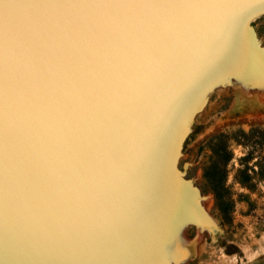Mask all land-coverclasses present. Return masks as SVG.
Returning a JSON list of instances; mask_svg holds the SVG:
<instances>
[{"label": "rangeland", "instance_id": "rangeland-1", "mask_svg": "<svg viewBox=\"0 0 264 264\" xmlns=\"http://www.w3.org/2000/svg\"><path fill=\"white\" fill-rule=\"evenodd\" d=\"M103 1L90 9L113 10ZM190 1L166 59L110 111L121 93L104 89L107 57L61 35L77 30L67 1L0 0V91L34 99L42 152L33 172L0 167V264H264V0ZM80 111L83 142L91 117L93 156L108 163L86 205L72 189ZM205 175L226 187L224 219Z\"/></svg>", "mask_w": 264, "mask_h": 264}, {"label": "bare ground", "instance_id": "bare-ground-1", "mask_svg": "<svg viewBox=\"0 0 264 264\" xmlns=\"http://www.w3.org/2000/svg\"><path fill=\"white\" fill-rule=\"evenodd\" d=\"M66 1H67V4H66L67 9H69L73 13V21H74L75 25L77 26V30L74 31L68 27L66 28V27L60 26V28H61L60 30L62 33L61 35L63 36V38L65 40H67L68 42H70V44L73 46H79V47L81 46V47L91 48L90 49L91 51H92V49H95V50H98L99 52H101L100 56L103 53V56L105 54V56L107 57V62L104 63V68L102 69V71H103L102 73L107 78L106 81H108V79H109V81L107 84H105L107 88L105 87L104 89L111 91V90H113L114 87L115 88L117 87L119 89L118 92L121 93L120 97L119 96H118V98L114 97L110 100V103H111L110 104L111 110L109 109L110 111H115L117 108H119L122 105V103H121L122 99H123V105L122 106L124 108L125 107L124 102L126 101L128 89H130L135 83H137L143 76L147 75L152 68H154V69L159 68L158 65L161 63V61H164L166 59L165 57H162L163 54L166 53V51H167L165 49L166 48L168 49L169 48L168 44L173 39H175V37L179 36L181 34V32L184 30V27H185L184 21L186 19L185 15H186V11L188 10V8H190V6H188V4L191 2L190 0H106L105 4L108 3L109 6L112 5L113 10L111 9L107 13L101 14V13H97L94 10H91L90 9L91 4L89 2H94L95 4H98L99 2H101V5L104 6L103 0H66ZM58 8H60V7H58ZM32 16H34V15H32ZM41 17L45 18L44 15L40 16V19H41ZM28 18H29V16H28ZM30 18H31V16H30ZM44 18H43V20H44ZM40 19H38V20L40 21ZM66 47L64 49H66ZM57 50H59V49H57ZM78 50L80 51V49H78ZM82 50L84 51V49H82ZM83 51H82V54L84 53ZM49 52H51V51H49ZM52 52H53V50H52ZM71 52H74L73 49ZM45 55L47 56V54H45ZM55 55H57V54H55ZM69 57H71V55ZM161 57L163 60L161 59ZM77 58L75 57V59H77ZM94 58H92V59H94ZM96 58L94 60L98 59V58L97 59ZM71 60H72V57H71ZM78 60L80 61L81 59L78 58ZM94 60H91V61H94ZM88 62H90V61H88ZM70 63H68V64L70 65ZM63 64H64V62H63ZM69 65H68V67H69ZM97 65L98 64H96V66ZM62 67L64 68L63 65H62ZM82 67H84V65ZM67 69H69V68H67ZM70 69L73 70V68H70ZM78 69H80V68H78ZM89 69H90V67H89ZM84 70H85V68H84ZM52 72H54V71H52ZM64 73L68 74V72H64ZM70 73L71 72L69 71V74ZM72 73H73V71H72ZM79 73H82V72L79 71ZM54 75H55V72H54ZM60 76H61V74H60ZM75 76H76V74H75ZM61 77H60V79H61ZM84 77H85V75H84ZM72 79H73V77H72ZM72 81H74V80H72ZM89 81H91V80H89ZM76 82H79V79ZM104 82H105V80H104ZM82 83L80 80L79 85ZM74 84H75V82H74ZM69 87H72V85ZM80 87H82V85L79 86V88ZM101 87H102V85H101ZM81 90H82V88H81ZM86 90H87V88H86ZM108 92H106V93L108 94ZM72 93H73V91H72ZM109 93H111V92H109ZM81 94H83V93L81 92ZM88 95H90V94H88ZM91 96H92V94H91ZM67 97L70 99L69 96H67ZM82 98H84V97H82ZM82 98H80V99H82ZM86 99H88V98H86ZM60 100H61V98H60ZM77 100H79V99H77ZM91 100H89V101H91ZM95 100L96 99H94V102H95ZM105 100H106V97H105ZM105 100H104V103H106ZM32 101H34V99L31 100V98L27 97V96H18L11 101H6L3 92L0 91V167L12 169L15 172H17V171H25V170L32 171L37 166L36 162H37V160L40 159L42 152H41L40 143L38 140V138H40V137L36 131V128H38V127L33 126L32 122H31L32 121L31 120V118H32L31 106L33 105ZM84 101H85V99H84ZM46 103L47 102L45 101V104ZM83 103H85V102H83ZM41 104L44 105V102H42ZM67 104H68V102H67ZM77 104H78V102H77ZM89 104L90 103H88V105ZM100 104H101V102L100 103L95 102L92 105V102H91L92 106H90L88 108V113L100 115V112L102 111V109H100ZM34 105H35V103H34ZM101 105H103V104H101ZM78 106H79V108H81L80 102H79ZM59 107H60V109L62 108L60 105H59ZM86 107L87 106H85L84 108H86ZM121 107H120V109H121ZM65 108H66V106H65ZM123 108L121 110H123ZM54 110H56V109L54 108ZM107 110H108V108H107ZM59 111H61V110H59ZM46 112H49V111L46 110ZM103 113H104V111H103ZM59 114L61 116V113H59ZM59 114L57 113V115H59ZM41 115L42 114L40 113V116ZM48 116H50V115H48ZM55 116L56 115H54V117H53L54 119L56 118ZM58 117L59 116H57V118ZM61 117H64V116H61ZM43 118H45V117H43ZM90 118L91 117H87V119L85 120L87 130L85 132V138H84V142H83L82 130H81V124L83 122V119H82L81 111L79 112L78 118L76 120V122H77V139H76L77 140V150H76V153L73 152V153H75L74 154L75 167L72 170L73 173L75 171L74 180H73L74 181V184H73L74 187L72 188L73 189V195L75 194L77 196V194H78L80 196V191L82 189V194L79 197L80 199H78V200H81L82 198L85 199L83 197L84 196L83 193H84V190H87L86 195H85L86 200L82 201L83 205H86L92 197H95V195H98L99 191H101L104 173H106L105 170H106V167L108 164V163L106 164V162H105L106 158H99V157L94 158V156H93V151H92V148L94 146L93 136L95 133L93 134V132H92V129H91L92 121ZM44 121H45V119H44ZM63 121H64V118H63ZM63 124H64V122H63ZM58 125L60 127H62L60 124H58ZM40 127H41V125H40ZM40 130H43V128ZM57 130H58V132H60L59 129H57ZM63 133H65V132H63ZM53 138H56V137H53ZM55 140H57V139H55ZM58 151L61 153L60 150H58ZM64 154H65V152H64ZM62 156H64V155H62ZM62 156H61V159L64 160V158ZM67 156L69 157V155H67ZM70 157H72V156H70ZM68 169L65 170L64 167H61L59 169V171L56 173L57 179H59L60 177L63 178L64 175H66V172L68 171ZM48 174H49V177H51L53 174V171L48 172ZM54 176L55 175H53V177ZM24 177H26V176H24ZM36 183H38V182H36ZM39 183H41V182H39ZM42 185H43V183H42ZM62 185H63V187L66 186L65 183H63ZM33 192H34V190H33ZM47 192H48V189H47ZM50 194H52V193H49V196H50ZM49 196H47V198ZM29 197H30V195H29ZM70 198H71V196H70ZM74 199L76 200V198H74ZM23 201H25V200H23ZM45 201H47V200L45 199ZM48 201H49V198H48ZM78 202H80V201H78ZM21 203H22V201H21ZM44 203H42V204H44ZM76 203L77 202H75V204ZM24 204H26V203H24ZM29 204H30V202H29ZM37 204L38 203H36L35 205H37ZM70 205H71V203H69L68 206H70ZM32 206H33V204H32ZM29 207L31 208L30 205H29ZM47 207H48V209L50 208L48 205H47ZM71 207H74V206H71ZM40 208H41V204H40ZM74 208H76V207H74ZM18 209L19 208L17 207V210ZM15 210H16V207H15ZM17 210H16V212H17ZM66 211H67V209H66ZM68 211H67V213H68ZM77 211H79V209ZM24 213H25V211H24ZM18 214H19V212H18ZM22 222H24V221L22 220ZM55 222H56V220H55ZM37 224L39 225L40 223L38 222ZM78 224H80V223H78ZM20 227H21V225H20ZM20 227H18V228H20ZM51 233H53V232H51ZM47 234H49V233H47ZM27 250H28V248H27Z\"/></svg>", "mask_w": 264, "mask_h": 264}, {"label": "trees", "instance_id": "trees-1", "mask_svg": "<svg viewBox=\"0 0 264 264\" xmlns=\"http://www.w3.org/2000/svg\"><path fill=\"white\" fill-rule=\"evenodd\" d=\"M203 188L205 190H210L213 193L216 206L223 219L229 216V211L227 210L226 206L227 203L225 202L226 187L224 186V183L219 184L213 181V177H211L210 181V179H208V177H206L205 175V182L203 183Z\"/></svg>", "mask_w": 264, "mask_h": 264}]
</instances>
